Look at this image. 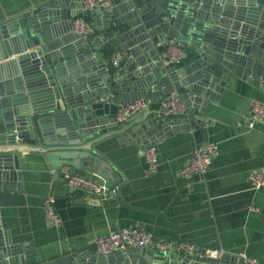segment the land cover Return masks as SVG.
I'll return each mask as SVG.
<instances>
[{
  "label": "water",
  "instance_id": "water-1",
  "mask_svg": "<svg viewBox=\"0 0 264 264\" xmlns=\"http://www.w3.org/2000/svg\"><path fill=\"white\" fill-rule=\"evenodd\" d=\"M70 0H49L0 23V185L17 173L18 155L44 154L53 169L90 173L109 189L118 174L93 149L101 134L153 146L180 129L190 130L196 107L218 100L226 77L264 80V0H109L110 7L82 12L91 16L102 36L81 38L72 31ZM81 2V0H80ZM76 5V4H75ZM118 27L117 29H115ZM197 49V58L181 70L163 66L154 38ZM132 57L107 70L102 52L109 38ZM116 49V48H115ZM143 51L149 56L139 59ZM8 59V60H7ZM127 64V65H126ZM130 72L125 74V69ZM172 88L183 92L188 116L165 118L140 111L118 123L102 114L114 94L127 98L121 107L155 89L159 99ZM193 102V103H192ZM189 120V122H188ZM128 131V132H127ZM130 131V132H129ZM157 139V140H156ZM153 141V142H152ZM113 178V181H112ZM198 249L190 256L177 249L129 248L111 255L81 251L40 264H221ZM20 244L0 230V264H27Z\"/></svg>",
  "mask_w": 264,
  "mask_h": 264
},
{
  "label": "crops",
  "instance_id": "crops-1",
  "mask_svg": "<svg viewBox=\"0 0 264 264\" xmlns=\"http://www.w3.org/2000/svg\"><path fill=\"white\" fill-rule=\"evenodd\" d=\"M47 1L0 0V23ZM69 2L74 3L72 9L77 12L80 0ZM83 17L95 28L90 37L102 36L96 21L90 15ZM172 41L185 50L183 59L174 66L179 70L190 66L198 56L197 49ZM154 42L159 54L168 41L156 36ZM109 43L112 48L102 52L107 64L120 47L115 38L110 37ZM144 57L149 60L147 53L141 51L139 59ZM132 68L128 71L126 66L125 74ZM261 81L226 77L218 100L209 99L203 112L196 107V116L205 117L204 121L196 119L190 122V130L180 129L156 139L153 146L158 151L159 168L150 175L144 172L143 152L147 143L120 140L114 131L101 134L93 149L120 180L104 202L70 190L64 180V174L69 172L67 167L55 170L44 154L20 153L16 165L19 176L6 179L5 187L0 185V230L9 235L13 244L22 245V255L31 256L27 264H40L81 251L97 254L93 247L97 237L126 227H138L165 241H188L198 249H223L228 258L221 264H239V253L263 262L264 186L252 188L248 175L254 171L264 173V118L252 129L244 126L250 100L264 102ZM154 90H145L143 95L151 102L150 116L159 111L160 100L168 94L155 99ZM126 100L114 94L110 103H102L101 113L115 118ZM206 142H215L219 148L208 171L203 176L181 177L179 170L191 152ZM75 172L96 178L90 173ZM50 196L55 198L54 208L61 220L58 226L44 216V200Z\"/></svg>",
  "mask_w": 264,
  "mask_h": 264
},
{
  "label": "built area",
  "instance_id": "built-area-1",
  "mask_svg": "<svg viewBox=\"0 0 264 264\" xmlns=\"http://www.w3.org/2000/svg\"><path fill=\"white\" fill-rule=\"evenodd\" d=\"M81 12L92 11L95 9H106L110 7L109 0H81ZM72 31L81 38L89 37L95 33L94 26L83 16H74L71 19ZM185 56L184 47L175 41L167 42L164 50L158 54V60L163 66L169 64L175 65ZM132 54L129 50H122L114 53L107 64V70L118 68L123 60L130 59ZM264 90V80L261 81ZM151 102L146 97H140L132 103L123 107L115 116L118 123L124 122L129 116L140 111H146L150 108ZM160 115L165 118L176 116H185L187 109L183 100L182 93L177 89H171L168 94L159 102ZM264 118V102L252 98L250 100L248 117L245 120V128L252 129L257 122ZM239 125H243L239 123ZM219 148L215 142H206L197 145L191 152L186 164L179 170V175L184 178H190L193 175L203 176L218 155ZM145 163L144 172L147 175L155 173L159 168L158 151L154 146L147 147L143 152ZM66 186L73 191L81 192L88 199L104 202L113 194L114 190L104 185H99L97 179L93 176L76 172H66L64 174ZM248 180L252 188L258 190L264 186L263 172H250ZM55 198L47 197L44 200V216L53 225L58 226L61 222L55 208ZM93 247L99 255H111L115 252L125 253L129 248H150L152 250L164 252L177 249L185 256L196 253L198 248L188 241H165L154 236L153 233L140 229L138 227H126L119 230L110 231L104 236L97 237L93 242ZM223 249H205V257L214 261L220 260L225 256ZM239 264H264L256 258L239 253L237 255Z\"/></svg>",
  "mask_w": 264,
  "mask_h": 264
}]
</instances>
